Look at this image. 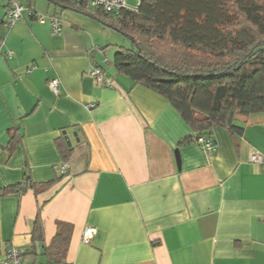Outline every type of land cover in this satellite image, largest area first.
Segmentation results:
<instances>
[{
  "label": "crops",
  "instance_id": "obj_1",
  "mask_svg": "<svg viewBox=\"0 0 264 264\" xmlns=\"http://www.w3.org/2000/svg\"><path fill=\"white\" fill-rule=\"evenodd\" d=\"M15 3L0 14V264L9 248H29L35 221L46 247L58 222L71 226L65 260L52 264H264V165L249 160L264 154V115L236 116L234 131L215 125L208 155L185 142L197 135L167 98L103 59L106 70L75 27L53 35L25 12L8 28ZM95 66L111 87L88 75ZM26 181L53 184L36 193ZM38 244L23 264H49Z\"/></svg>",
  "mask_w": 264,
  "mask_h": 264
},
{
  "label": "trees",
  "instance_id": "obj_2",
  "mask_svg": "<svg viewBox=\"0 0 264 264\" xmlns=\"http://www.w3.org/2000/svg\"><path fill=\"white\" fill-rule=\"evenodd\" d=\"M49 1L81 11L64 0ZM118 18L121 24L111 26L132 46L118 49L108 65L167 98L197 135L185 142L208 138L215 125L239 129L238 115H264V0H142L136 13ZM9 134L12 149L19 135L15 128ZM62 153L67 160L70 148L63 146ZM25 183L36 193L53 184ZM25 189L16 186L10 193ZM57 228L46 247L35 221L22 262L35 260L40 243L47 263H63L71 226L58 222Z\"/></svg>",
  "mask_w": 264,
  "mask_h": 264
},
{
  "label": "built area",
  "instance_id": "obj_3",
  "mask_svg": "<svg viewBox=\"0 0 264 264\" xmlns=\"http://www.w3.org/2000/svg\"><path fill=\"white\" fill-rule=\"evenodd\" d=\"M69 4H72L74 8H77L81 11H89L93 10L96 12L101 13L103 16H115L119 17L123 12H134L138 11V7L142 0H64ZM129 1L135 2L134 4H130ZM27 12L28 15L34 16L35 12L31 11L30 9H26L23 5L19 3L13 4L5 14L6 18V25L8 28H11L16 22H18L22 17L23 13ZM36 20L40 24L48 23L51 28V33L53 35H58L62 31V23L61 20L55 16H51L49 18L39 17L36 16ZM101 52V49L98 47H93L91 52ZM7 55L10 57L11 53L7 52ZM88 75L95 81L96 84L101 85L102 87H111V81L105 75L104 71L98 67H92V69L88 72ZM48 87L50 91L55 94L59 95V87L60 82L57 78H53L48 81ZM93 107V106H90ZM195 142L199 144L202 150L206 154H212L215 149L214 142L204 136H199L195 139ZM249 160L254 165H264V154L261 153H252L249 157ZM59 171L61 174H64L66 171V165L62 164L59 167ZM96 230L93 227L86 226L82 230L81 233V243L88 245L90 244ZM23 254L22 249L18 248H9L3 259V264H23L21 260V255Z\"/></svg>",
  "mask_w": 264,
  "mask_h": 264
},
{
  "label": "rangeland",
  "instance_id": "obj_4",
  "mask_svg": "<svg viewBox=\"0 0 264 264\" xmlns=\"http://www.w3.org/2000/svg\"><path fill=\"white\" fill-rule=\"evenodd\" d=\"M7 3L8 0H0L1 15L4 13ZM17 3L34 11L39 17L49 18L55 16L61 20L62 26L75 27L79 32L86 34L93 46L103 50V55H98L96 58V62L99 64H103V59L110 62L118 49H129L132 46L130 38L111 26L112 24H121L120 18L117 19L115 16L106 17L93 10L64 9L49 0H17ZM129 3L134 4L135 2L129 1ZM138 23L140 22L138 21ZM103 66L106 70H109L107 64H103ZM109 73H112V70Z\"/></svg>",
  "mask_w": 264,
  "mask_h": 264
},
{
  "label": "water",
  "instance_id": "obj_5",
  "mask_svg": "<svg viewBox=\"0 0 264 264\" xmlns=\"http://www.w3.org/2000/svg\"><path fill=\"white\" fill-rule=\"evenodd\" d=\"M59 7L62 8L61 6H59ZM0 69L3 70L5 73H8L6 64H5L2 56H0ZM65 139H66L67 145L70 146V143L67 141V138H65ZM175 157H176V160L178 162V154H177V152H175ZM35 246H36V249H37V252H38V250H39V244L36 243Z\"/></svg>",
  "mask_w": 264,
  "mask_h": 264
}]
</instances>
